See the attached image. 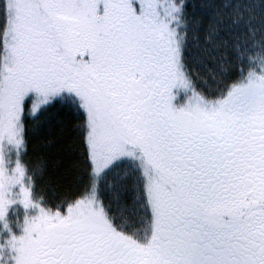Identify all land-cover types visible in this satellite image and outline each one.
I'll return each instance as SVG.
<instances>
[{"label": "snow or ice", "instance_id": "1", "mask_svg": "<svg viewBox=\"0 0 264 264\" xmlns=\"http://www.w3.org/2000/svg\"><path fill=\"white\" fill-rule=\"evenodd\" d=\"M187 8L0 0V264H264V0H214L203 43ZM188 60L236 76L208 95ZM53 102L88 184L51 206L24 156Z\"/></svg>", "mask_w": 264, "mask_h": 264}]
</instances>
